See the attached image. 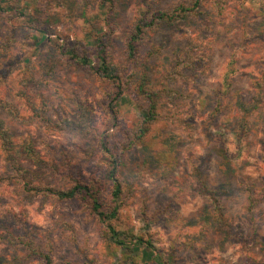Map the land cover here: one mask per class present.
Segmentation results:
<instances>
[{
	"label": "rangeland",
	"instance_id": "374dc122",
	"mask_svg": "<svg viewBox=\"0 0 264 264\" xmlns=\"http://www.w3.org/2000/svg\"><path fill=\"white\" fill-rule=\"evenodd\" d=\"M8 1L25 11L0 18V123L16 148L33 143L44 167L26 156L21 163L47 184L68 189L72 178L89 181L103 165L98 140L105 137L111 145L122 138V128L135 136L139 120L135 95L124 96L119 121L113 119L105 100L112 90L108 82L62 53L76 49L98 66L96 46L86 42L92 31L100 35L106 29L98 17L100 0H61V8L40 0L43 9L37 0ZM189 1L149 3L154 12L170 13ZM144 4L121 0L115 12L109 43L117 65H124L127 33L145 12ZM202 15L204 21L212 20L209 28L201 17H190L174 24L161 22L148 34L145 52L150 62L137 78L143 76L141 83L159 91L161 119L144 143L128 153L123 172L127 201L116 225L151 237L172 264H264V0L228 5L220 18L205 3ZM43 27L47 41L37 47L36 29ZM193 39L207 51L203 67L182 69L181 75L168 79L175 56ZM226 78L231 87L225 110L209 123L214 95ZM244 116L246 132L240 126ZM5 170L11 179L3 175ZM0 175V213L27 210L37 231L36 245L50 246L56 262L83 263L86 256L96 264H126L132 256L144 264L140 252L110 246L100 226L85 220L78 202L21 191L1 152ZM199 177L225 205L223 223L215 221L211 206L200 196ZM248 184L259 197L257 235L245 211ZM8 222L13 223L11 218ZM16 255L13 246L0 241V264Z\"/></svg>",
	"mask_w": 264,
	"mask_h": 264
},
{
	"label": "trees",
	"instance_id": "16d2710c",
	"mask_svg": "<svg viewBox=\"0 0 264 264\" xmlns=\"http://www.w3.org/2000/svg\"><path fill=\"white\" fill-rule=\"evenodd\" d=\"M14 1V0H13ZM54 7L61 8V0H51ZM121 0H100L99 6L101 14L98 16L105 26V31L102 34H97L92 31L87 35V45H95L97 49L98 66L93 64V61L87 55H80L76 49H66L62 53L70 60L81 66L88 67L95 72L97 77L106 80L112 88L106 94L105 100L108 102V110L112 114V118L119 121V105L123 101L124 96L135 95L136 106L139 112L138 132L134 136L132 130L122 128V138L113 144L109 145L108 139L102 137L98 140L97 146L99 152L102 153L103 165L97 166L95 174L89 181L82 177L72 178L71 186L68 189H60L46 183L45 178L39 177V173L33 172L25 168L21 163V157L26 156L31 163L43 168L45 161L41 154L36 151L32 142H24L20 147L13 145L11 136L8 130L4 129L0 123V152L7 169L12 172V180L20 186L21 191L32 194H44L57 202H78L81 206V213L87 222H96L100 227L101 236L109 243L110 246H115L123 250L132 252L136 250L140 252L141 258L145 261L144 264H172L166 260L161 253L154 247L151 237H146L144 234L136 235L133 232L120 230L116 222L118 221L122 209L126 204V182L123 177L125 163L128 162V153L135 149L139 144L144 143L147 137L151 134L156 123L161 119L159 91L151 85L141 83L145 78L138 79L137 75L140 69L146 68L150 62V53L147 50L148 34L157 24L167 22L174 24L178 21H186L191 18H199L202 15V10L205 3H210L213 12L217 17H222L227 10L228 5L236 4L245 5L248 0H190L175 6L170 12H154L149 0L145 1V12H140L133 26L127 33L124 52V65H117L114 61V52L109 43L110 37L113 35L115 25L113 18L117 8L120 6ZM8 0L0 2V18L7 13L19 12V15H24L25 9H18L17 3L8 4ZM40 8V0H37ZM43 9V8H42ZM46 8L44 9V11ZM47 12V11H45ZM206 27H210V22L201 21ZM27 27L26 21L23 22ZM46 29V28H45ZM44 27L36 29L37 47H40L47 41V33ZM152 54V53H151ZM207 51L205 46L198 39L191 40L188 48L175 56L174 64L168 72V79L176 78L182 74V69H191L198 71L203 67L204 59ZM232 71L229 69V73ZM139 80V81H138ZM138 81V82H137ZM231 83L229 78L225 79V84L214 95L216 103L215 110L209 116V123L214 122L216 118L223 114L224 99L229 96ZM250 115L245 110V114ZM247 116L241 121L242 131H247ZM209 125V124H208ZM239 134V133H238ZM237 134V135H238ZM242 135L240 132L239 137ZM206 137L211 139L212 134L206 131ZM3 175L6 179H11L5 170ZM0 175L4 180V176ZM199 194L211 206L213 217L216 222L223 223L227 213L225 205L216 190H213L207 181L199 177ZM248 203H246L245 211L247 218L251 223L253 235H257L260 219L257 216L259 197L255 192L254 185H247ZM146 216V215H145ZM11 218L13 223H9ZM148 217H145V219ZM159 219V216H156ZM16 226V227H15ZM228 228L231 230V226ZM36 229L32 226L28 219V212L21 209L19 212L11 209L5 215L0 213V241L13 246L17 250V255L10 260L4 261L5 264H96L89 257H84L83 263H73L67 259L56 262L53 257V251L50 246L41 247L36 245ZM18 260L21 262L17 263ZM126 264H139L132 256L127 258Z\"/></svg>",
	"mask_w": 264,
	"mask_h": 264
}]
</instances>
